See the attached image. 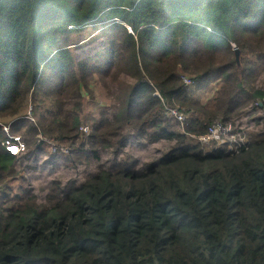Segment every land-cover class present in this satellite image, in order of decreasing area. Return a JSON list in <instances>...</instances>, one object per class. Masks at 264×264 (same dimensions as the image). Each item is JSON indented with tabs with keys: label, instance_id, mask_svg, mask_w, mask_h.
Here are the masks:
<instances>
[{
	"label": "trees",
	"instance_id": "16d2710c",
	"mask_svg": "<svg viewBox=\"0 0 264 264\" xmlns=\"http://www.w3.org/2000/svg\"><path fill=\"white\" fill-rule=\"evenodd\" d=\"M84 25L94 44L81 58L68 37ZM263 37L264 0H0V117L11 119L0 124V264H264V120L251 133L235 126L264 100L254 87ZM121 57L103 84L111 109L93 126L91 150L70 152L76 169L98 170L49 182L41 195L18 185L22 155L8 146L41 149V137L75 149L88 86L62 91ZM215 83L211 101L192 97ZM52 95L59 101L47 106ZM175 105L198 113L185 133L164 118ZM219 122L249 142L201 146L195 138ZM132 143L171 146L137 168Z\"/></svg>",
	"mask_w": 264,
	"mask_h": 264
},
{
	"label": "rangeland",
	"instance_id": "374dc122",
	"mask_svg": "<svg viewBox=\"0 0 264 264\" xmlns=\"http://www.w3.org/2000/svg\"><path fill=\"white\" fill-rule=\"evenodd\" d=\"M93 28L90 25H84L81 30L79 31H73V33H69L68 37V43H70V51L74 53V55L80 56L81 58L86 57V53L90 50L92 47V44H94L91 40L93 37ZM250 37V36H249ZM246 41L250 46L254 47V44L252 45L249 42L254 41L253 38H245ZM262 41H264V37L261 38ZM78 45H80V48L78 49ZM230 46L232 51L235 52V50H238L235 43L230 42ZM52 48L50 46L47 47V53L51 51ZM239 51V50H238ZM128 55V54H127ZM122 56V54H121ZM123 57V56H122ZM120 58L118 63L115 67H113L111 70H109L106 73H98L94 72L92 76L86 77L83 75H78V78L75 79V81L68 80L67 84L65 86V90L62 92L64 93L65 98L68 96H72L75 92L79 90V88L83 87L84 85L88 86V90L84 91V104L82 106V113L80 116L82 126L79 129L80 133V140L76 146L75 149H70L71 147L69 144L66 146V144H60L59 145L55 142L49 141L45 138H39V141H44V145L40 148H32L27 149V146H24V150L19 154L22 155L19 157V161L16 164V170L18 174V178L21 179L23 182H17L18 185L20 184H26L30 188H34L36 193L41 195L42 190L45 188V185L49 182H53L55 180L61 179V180H68L69 178L77 177L78 174H83L78 177V181L85 179L88 175H91L95 173L98 170L99 165H94L93 163H90L89 167H79L80 169H76L77 161H76V155H70V152H74V150L84 149L86 151L91 150L90 145V136L93 133V126L100 122L102 113L110 108V101L108 100V93L104 89L103 84L108 80V73L115 71L118 67L123 65V58ZM255 59H259L257 55H253ZM221 58V57H220ZM241 57L239 56V69H241L242 65H240ZM259 75L257 80L254 83V87L256 89H260L264 91V59L262 61H259ZM79 68V63L76 60L74 62L73 70L77 71ZM119 82L124 83L128 85L131 83L130 80H128L125 77H120ZM219 87L218 83L213 84L210 87V91H206L204 93H201L202 90H199L197 92L193 93V98H199L202 102L207 103L211 101V99L214 97V94L216 93L217 88ZM79 92V91H78ZM91 92V94H90ZM90 95H89V94ZM89 95V96H88ZM63 96V97H64ZM47 99V106H52L56 104L59 101V98L56 96H45ZM262 107H259V110H257V107L252 104L249 108L251 111L252 116L250 118L244 119L243 121H240L235 124V126H238L239 128H243L246 131L248 130V133H251L257 129L256 122L253 121L255 118H261L264 120V100L261 102ZM112 105V104H111ZM176 109H180V111L184 112V115L186 117V122L189 121L191 117L198 116V113L189 112L186 113L185 111L188 109L186 107H180L178 105H175ZM46 108L44 107L41 109V112H43ZM34 108L31 104L28 105V109L26 112V117L28 119H35L37 121V118L34 116L33 113ZM257 110V111H255ZM39 117V116H37ZM164 118L168 121H171L173 125H175V130L178 133L184 132L186 129L187 123L183 125H178L175 123L174 120H172L165 112ZM11 122L10 118H2L0 117V124H9ZM234 126V127H235ZM8 126L4 127V129H7ZM249 142V137L246 138ZM196 141V140H195ZM38 143V142H36ZM201 145V144H200ZM171 146L165 143H157L156 145H146L144 143L143 147L136 146L135 143H132V149L129 148L128 152L129 154L136 158V161L138 162L137 168H141L139 163L142 164H149L151 160L154 157L160 156L164 154L167 151V148ZM203 146V145H201ZM212 145H209L207 147H210ZM206 147V146H203ZM206 147V149H207ZM205 149V150H206ZM27 150V152L25 151ZM59 153L63 155L64 157H67L66 160L63 159H53L51 161L50 154ZM24 154V155H23ZM111 160L110 154H105L103 157L102 163L108 164V162ZM49 161L51 163H49Z\"/></svg>",
	"mask_w": 264,
	"mask_h": 264
},
{
	"label": "built area",
	"instance_id": "2783aa9c",
	"mask_svg": "<svg viewBox=\"0 0 264 264\" xmlns=\"http://www.w3.org/2000/svg\"><path fill=\"white\" fill-rule=\"evenodd\" d=\"M183 82L186 86H191V80L183 78ZM166 114L175 122L180 125L187 123L185 115L179 109L165 108ZM30 121L33 122L32 119ZM186 125V124H185ZM4 129V128H3ZM231 126L224 125L219 122L215 125H212L207 133L203 136L196 137L195 139L203 146L210 147H221L227 151H237L240 148L244 147L248 141L245 136H239L234 134ZM4 132H8V128L4 129ZM19 142V140L17 139ZM9 151L14 155H19L23 150L24 146L21 142L17 146L9 145Z\"/></svg>",
	"mask_w": 264,
	"mask_h": 264
},
{
	"label": "water",
	"instance_id": "95a60500",
	"mask_svg": "<svg viewBox=\"0 0 264 264\" xmlns=\"http://www.w3.org/2000/svg\"><path fill=\"white\" fill-rule=\"evenodd\" d=\"M240 52L238 50H235V57L237 60H239ZM259 107H262V103L259 102Z\"/></svg>",
	"mask_w": 264,
	"mask_h": 264
}]
</instances>
